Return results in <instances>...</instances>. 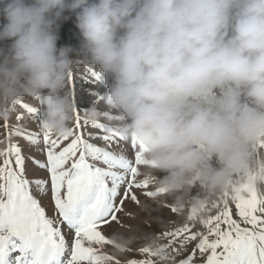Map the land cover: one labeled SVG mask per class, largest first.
<instances>
[{
	"label": "clouds",
	"instance_id": "obj_1",
	"mask_svg": "<svg viewBox=\"0 0 264 264\" xmlns=\"http://www.w3.org/2000/svg\"><path fill=\"white\" fill-rule=\"evenodd\" d=\"M65 12L78 48L58 46ZM0 16V42L11 41L0 47V120L27 97L46 130L70 135L65 89L82 60L178 208L202 210L238 182L264 186V0H0Z\"/></svg>",
	"mask_w": 264,
	"mask_h": 264
},
{
	"label": "snow or ice",
	"instance_id": "obj_2",
	"mask_svg": "<svg viewBox=\"0 0 264 264\" xmlns=\"http://www.w3.org/2000/svg\"><path fill=\"white\" fill-rule=\"evenodd\" d=\"M92 75L101 79L96 73ZM22 107L37 121H43V112L28 104ZM93 127L104 133L111 131L102 123ZM15 134L29 142L30 150L23 153L22 145L11 143L0 149V264H122L102 249L110 244L121 252L130 251L129 241L109 239L99 226L117 221L116 214L130 194L131 200L139 203L133 187L148 188L147 179L137 182L134 163H144L139 151L133 163L120 154L126 150L123 145L113 151L90 142L99 140L111 145L115 136L71 131L70 135L53 139L51 131L46 130V162H42L33 148L41 143L39 137L18 129ZM11 135L9 132V140ZM69 136L74 138L61 149V141ZM233 188L239 219L233 218L226 199L222 209L218 203L211 205L219 209L216 215L203 216L206 206L202 210L191 208L189 220L199 219L205 231H193L194 224L185 225L164 233L163 238L168 239L165 244L159 243L161 237H145L147 246L139 251L149 258L131 259L124 264H264V194L245 182ZM147 195L155 196L157 192L149 191ZM48 203L52 215L42 206Z\"/></svg>",
	"mask_w": 264,
	"mask_h": 264
},
{
	"label": "rangeland",
	"instance_id": "obj_3",
	"mask_svg": "<svg viewBox=\"0 0 264 264\" xmlns=\"http://www.w3.org/2000/svg\"><path fill=\"white\" fill-rule=\"evenodd\" d=\"M10 42L7 41L6 44H0V47L9 45ZM63 46V45H60ZM92 73L98 74L101 79L97 80ZM65 91L70 95L75 103V111L73 113V119L71 121L70 127L71 131L77 134L85 131L99 132L100 135H110L115 136L114 141L111 145L103 144L101 141H90L95 142L98 147H105L108 150L119 151L120 146L123 145L126 149L125 151H120V154H124L126 158L135 159V153L138 152L137 146L132 147V142L130 139H126L122 135V129L124 122L119 119V114L114 111H109L100 99L101 95L106 91V85L104 83L103 76L100 70L93 65L88 64L86 61L79 62L73 69L72 75L69 79L68 85ZM23 104H28L29 107H33L43 112V106L38 100L31 98H24L21 105L17 106L16 110L13 112L11 118L7 121L0 120V149H6L11 144L22 145V152L27 153L29 149V142L23 137H19L15 134L16 130L30 133L34 136H38L40 139L39 145H34L33 148L36 149L35 155L42 161L46 162V150H44L43 145V135L46 129L43 127V121H37L35 116L28 113L27 109L23 108ZM95 106L101 113L95 119L90 118V109ZM17 116L22 117V119H17ZM7 122V127L4 126ZM77 122H79L80 127H77ZM97 123H102L107 125L111 131L104 133L103 130L94 129L93 125ZM11 132V138L9 140L8 133ZM119 133V136L116 134ZM53 139L62 137L51 132ZM120 137H123L121 140ZM74 136H69V139L61 141V149L66 147ZM138 169L137 182H143L147 179L149 181L148 188H135L133 187L132 192L135 193L139 203L131 200V194L129 198L124 200L122 211L118 212L117 221H112L111 224H102L99 229L102 233L109 239H124L129 241L127 248L130 251L121 252L116 249L113 245L106 244L102 249L103 253L113 255L117 259L124 262L131 259H147L149 258L147 254L140 253L139 249L141 247L147 246L145 242V237H161L159 243L165 244L168 242L167 238H163V234L166 232H174L178 228H183L185 225L193 226V231H205L203 225L199 222V219L193 221L189 220V213L191 210V205L186 204L182 208H178L175 205L173 198L169 197L164 193H160L159 189V179L156 175L150 174L149 169L146 165H135ZM45 175L48 173L45 171ZM259 191L264 194V186L258 188ZM157 192L155 196H148L147 192ZM227 196L219 194L213 197L210 201H207L205 206L207 207V212L202 215H216L219 209L224 206V200L228 201V206L233 211V218L239 219L238 210L235 208V192L234 188L230 189ZM197 195V191L193 190V196ZM214 203L219 204L218 208H212L211 205ZM51 203L42 205L48 207ZM52 205L49 211L46 213L52 215L51 211ZM173 208L177 209L173 211ZM47 209V208H46ZM199 215V212H198ZM115 234V235H114ZM189 249L193 245L188 246ZM180 257H177L179 259Z\"/></svg>",
	"mask_w": 264,
	"mask_h": 264
},
{
	"label": "trees",
	"instance_id": "obj_4",
	"mask_svg": "<svg viewBox=\"0 0 264 264\" xmlns=\"http://www.w3.org/2000/svg\"><path fill=\"white\" fill-rule=\"evenodd\" d=\"M65 16L69 19L61 22L58 40V46L60 45H71L78 48L80 46L82 37L80 35L79 29L76 27V15L72 12H65ZM7 23L3 16H0V24ZM11 44V41H9ZM7 41L0 42V44H6Z\"/></svg>",
	"mask_w": 264,
	"mask_h": 264
}]
</instances>
